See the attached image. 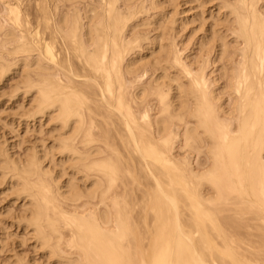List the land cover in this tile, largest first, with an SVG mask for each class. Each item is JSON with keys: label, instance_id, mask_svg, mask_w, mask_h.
<instances>
[{"label": "bare ground", "instance_id": "6f19581e", "mask_svg": "<svg viewBox=\"0 0 264 264\" xmlns=\"http://www.w3.org/2000/svg\"><path fill=\"white\" fill-rule=\"evenodd\" d=\"M20 2L0 0V77L19 68L21 87L12 96L22 90L29 106L27 101L28 109L18 114L25 124L45 117L54 123L49 122L53 136L51 145L44 141L23 157L3 155L0 171L23 200L24 227L31 229L46 260L264 264L263 0H220L216 9L226 12L218 21L207 30L200 21L199 51L205 54L193 61V67L200 63L196 68L171 38L170 44L162 43L176 16L165 11L164 0L137 5L97 0V6H82V13L57 14L56 21L47 9L42 18L45 30L51 27L48 41L41 38L38 21L39 29H31ZM147 2L149 10L161 9L150 23L158 30L153 43L143 47L146 41L134 31L146 23L136 27L135 21L148 13ZM54 7L49 14L57 13ZM56 41L65 66L57 59ZM226 57L237 58L230 75L220 65L219 74L229 83L221 88L215 75L210 79L205 72ZM147 74L144 85L140 81ZM152 97L156 114L148 102ZM177 143L196 157L203 154V163L193 167L190 156L176 157ZM126 181L142 188L138 220L136 197L131 201ZM242 221L249 223L245 228L253 240L242 238ZM238 230L245 231L240 236ZM26 259L12 263L32 264Z\"/></svg>", "mask_w": 264, "mask_h": 264}, {"label": "rangeland", "instance_id": "374dc122", "mask_svg": "<svg viewBox=\"0 0 264 264\" xmlns=\"http://www.w3.org/2000/svg\"><path fill=\"white\" fill-rule=\"evenodd\" d=\"M19 1L22 2V3L21 2L20 3L22 4L21 7H22L23 15L25 13L24 19L25 20L28 19V21L30 22V25L32 27L34 26L33 28L30 26L31 29H34V31H35V29L38 28L37 27V25H38L37 21L41 24L40 27H39L40 29L38 28L39 29L38 31L40 33L41 38L44 41L51 40L52 32L50 31L51 27L49 28L50 25L47 27V30H45L46 28H44V27H46V24H45L44 18H42V15L45 16L46 13H44V12L48 13L49 9H50L49 13H51V11L55 12L54 8H56V7H54V5L57 6V8H58L57 10L55 9L57 13H53V12H52L53 14H49L48 13V16H51V15L55 16L56 15V17L52 16L53 21H56V19H58V15L59 16L60 15L61 16H63V15L69 16L74 11H77V12L80 11V13H82L87 6H90V5L94 6L95 4H97V2H96L97 0L96 1L90 0L92 2L94 1L93 4H90L92 2L87 4V2H89V1H86V0H85L86 2L84 0L83 1L76 0V2L74 0L73 1L72 0H68V2L66 0L65 1L64 0L63 1L62 0H60V1L58 0L59 2L57 0H52V1L51 0H46L47 2L45 0H44L45 2L44 1L42 2V0H19ZM55 1L58 2V3H56L58 5L55 4ZM134 1L136 3L137 1L139 2L140 0H137V1L133 0V3H134ZM164 1L166 3V4L165 3L163 4V5L166 6L164 8L165 11L169 10L168 11L169 14H170V10H171V13H173L172 11H174L175 14H173V15L174 16L176 15V16H175V19H174L175 22L173 23L174 25L173 24L171 25L173 27L168 29L169 31L172 30V29L173 30L170 31V33L168 32V30H166L167 27L164 30L165 34L163 36V39L166 38L167 41H166V39L165 40L162 39V41H163L162 43L165 44V45L168 44V43L170 44V42L173 40V42H175L177 47L180 48L181 51L183 52V56L185 57V60L188 61L189 63H192L191 66L193 67V63H195L193 61L195 60V61L200 62L201 61V60H199L200 59L199 58L200 55H201V59H202L203 55L205 54L204 53L205 51L202 52V54L199 51V41L201 39V36L204 34V33L202 34V32H203L202 30H204L205 28H206L205 30H207L210 27V25H212L214 23L213 20H215V22L218 21L217 20L218 17L220 15H222V13L225 11V9H221V12H220V10L218 11L216 9L219 6L218 4L220 3V0H219V3L216 0H164ZM50 2H52V3H50ZM138 2L136 3V5L138 4ZM44 3H46V4H44ZM70 4H72V6H74V7H72ZM85 4H87V5H85ZM48 5L50 7H47ZM147 5H149L148 2L146 3V7H147ZM215 5H217V6L214 7ZM261 5H262V8H264V0H263ZM1 6L2 5L0 4V8L2 9ZM95 6H97V5H95ZM51 7H53L52 8L53 10H51ZM81 7L84 8V9H81ZM148 7H147L148 13H145L146 15H143V14L139 15V17L137 18V21H135L136 27H139L140 26L139 24L143 25L145 22H146L145 24L148 25L147 26V25L144 24V26H140L141 29L140 28L138 29V28L135 27L138 30L135 29V31H134L135 33L138 32V34L142 35L141 38L143 37L142 39H144L146 41V42H144V40H143V42H144L142 44L143 47H145L147 45V42H148V44L149 43L150 44L153 43L152 41L154 40V37H155L154 33L156 34V32L158 30L154 31L153 27H152V25L150 23H152V21H154L153 19L157 18L158 13H160L159 11L161 9L160 8L158 10L159 7H157L156 9L158 11L156 9H154V11H153L152 9L149 10ZM169 7H171V8H169ZM43 8H45V10ZM76 8H78L79 10H77ZM1 9H0V12L3 11V9L2 10ZM47 9H48V11H46ZM59 10L61 11L60 13H59ZM149 11H151V12H149ZM217 11H218V13H216ZM152 12H154L153 15L156 14V13L157 14L153 16ZM61 13H64V14H61ZM149 13H151V14H149ZM201 14H202V19H200L201 18ZM216 14H218L217 18H216ZM170 15H172V14H170ZM140 16H141V18H140ZM155 16H156V18H155ZM174 16H173V18H174ZM40 18H41V20H40ZM144 19H146L148 21H146ZM1 21H2V19H1ZM200 21L203 23V25H204L203 28L204 29L202 28L203 25L201 24ZM137 25H139V26H137ZM41 27H43L44 30ZM43 32H45V33H43ZM148 33H149V36H148ZM168 33L173 38L169 37ZM42 34H44V35H42ZM147 37H149V38H147ZM230 37H231V39H229ZM170 38L172 40H170ZM232 38L233 37L231 35L228 36V40H230V44L231 45H233V42H231L233 40ZM169 40H170V42H169ZM56 42L58 44L55 43V48H56L55 49V53H57L56 56L59 57L57 59H59V63L61 61V63L63 62V64H64L65 57H64V54L62 53L63 50L60 47L62 45H60V41L59 42L56 41ZM209 49L211 50V48H209ZM209 49L207 48L205 50L209 51ZM213 51H211V53H213ZM141 52H143V53L145 52L146 53V51H141ZM226 58L230 61L229 57H226ZM226 58H223L222 62L221 61L218 62V60H216L217 63H215V68L210 67L205 72L206 76L208 78H210V79L213 78V76L215 75V77L217 79V82L219 84V87H221V88H223L228 83V79L226 80V78H225V77H228V76H225V77H221L220 76V74H219V71H221L220 65L222 66V63L225 64L222 67L224 68V66H226L224 71L226 70L225 75H227V74H229V73H231L233 71L234 67H231V66H233L232 62H234L237 57L236 58L233 57L235 59L232 58L230 62ZM68 61H69V63H71L70 64L71 66L74 65V67L72 66L73 69L76 68L75 66H77V67L80 66V64L74 58H73V63H72V57H69ZM227 61H228V63H227ZM61 63H60V65H63ZM229 63H231V65ZM198 64H200V63L196 62V66L194 64V67L196 68L198 66ZM64 66H65V64H64ZM229 67H231L230 68V69H232L231 71H230ZM212 68L214 69L213 70L214 72L211 75L210 71H212ZM223 68H222V70H223ZM226 68H228V70L230 72L227 71ZM18 69H17L16 72H13V73L9 72L8 73L9 75L6 74L3 79L0 77V79H1L0 80V148H2L1 152H0V158H3V157H5V156H7L9 154L10 155L13 154V156L15 155V156H22L23 157L24 154H26L25 151H27V152L31 151L34 148L33 146H35V145H36L35 147L37 148L40 145H42V142H44V141H46V142L43 143L44 145L52 143V136H53L52 133L53 132L51 130V127H53L54 123H52L51 121L46 122L47 121L46 118L43 117L42 118L43 120L41 119L42 123H41V121L35 120L34 122H29L30 124L27 123L28 124L27 125L24 122V118L22 119L19 116V114L22 113L21 112L22 110L24 111V109H26V110L28 109L27 101H28V106H29V96H24L21 93L22 90L21 91L18 90V93H16V95H18V96H16V97H15V95L12 96L14 94L13 91L17 87H21L20 86L21 84H19V82H17L19 80V77H20V74H18L19 73ZM78 69L80 71V67H78ZM78 69H76V71ZM171 71L174 72V73H172ZM167 72L170 75H172V74L175 75V71H174L173 68L167 69ZM15 74H17V75H15ZM149 75H151V74L149 73ZM149 75L143 77V79L140 82L145 85L150 79ZM7 77H9V78H7ZM226 81H227V83H226ZM228 85H229V83L226 86H228ZM226 88L224 90L225 92H226ZM10 89H11V91H10ZM19 91H20V93H19ZM9 92L11 94H9ZM216 92H218V90H216ZM19 95H20V98H19ZM23 97H25V98H23ZM222 97H223L222 98L223 99V104L225 106V107L224 106L223 107L225 109H227L229 107V101L230 100H229L228 96L226 95V93H224L222 95ZM26 98H28V100ZM152 98L151 99L149 98L148 102L151 103V101H152V104H151V105H153L152 106L153 107L152 110H153L154 114H156V111H155V108H154V107H156V102H154L155 99L154 98L152 99ZM21 99H24V100H21ZM18 112H20V113L18 114ZM153 112L151 111L152 115H153ZM19 118H20L21 121L22 120L23 121L21 122L19 120ZM49 122H50L51 127L49 125ZM47 129H49V131L51 130L50 131L51 133ZM47 137L48 138L50 137V139H49L50 142L47 140ZM44 139H46V140H44ZM40 141H41V144L39 143ZM177 144L175 145L176 149H174V152H175L174 155L178 154L176 157L187 156L188 159L191 158L190 162L192 163L193 167H196L197 163H199V164L203 163V161H204L203 154H200L199 157H196L195 153H193V152L187 153V152L181 150L179 148V144H178V146H177ZM1 153H2V155H1ZM3 155H5V156H3ZM56 156H55V158L58 157V156L57 157ZM189 156H190V158H189ZM126 183H127V185H126ZM126 183H125V185L127 186V188H126V186H124V187L127 189L126 191H128V194H130L129 192L132 191L131 194L129 195L131 201H133V199L135 197L137 199V201H136V199L134 200V203H136L135 204V208H134V213L136 214V216H137L136 219L138 220L139 214H140V210L138 211L137 208L139 207L138 206V202L141 199L142 188H137L134 185L130 186L131 184H129L128 181H126ZM6 185H7V187H6ZM129 190H131V191H129ZM11 191H13V192H11ZM131 197H133V199ZM22 201L23 200L21 198H18L15 195L14 190L11 189V186L8 183L6 184V180L1 175V171H0V264H8V262H9V264H13L15 262V260L20 259L21 257H24V259L27 258L26 259L27 262H30V263L32 262V264L33 263H37V264H48L49 263L50 264V262L52 264H54V262H52L53 260H51V258H49L50 260H46V258H48V257L46 256V258H45V255L43 254L44 252L42 251L41 246L37 245L38 242L36 241L35 236L34 237L31 236V235H33L31 229L29 227H27V228L24 227L25 224H24L23 219H21V218L24 217L23 215H24L25 206L23 205ZM135 214H133V217H135ZM240 223H241V226L238 225V229L242 228L240 230H243V229L246 230L245 226L247 224H249V223H247V221H244V222L242 221ZM29 229H30V231H28ZM240 230H238V233L241 236L242 232L244 233L245 230L242 231V232ZM245 233H246V235L242 234L243 235L242 238L245 236L246 238L245 237L244 238H245V240L247 239V241L249 239L250 240L254 239V238L251 239L252 237H250V236L248 237L247 230L245 231ZM255 242H258V240H256ZM34 243H36V245ZM41 251H42V253H41ZM16 257H19V258H16ZM13 258L15 260H13ZM262 258H263V256H262ZM12 261H14V262L12 263ZM47 261H49V262H47Z\"/></svg>", "mask_w": 264, "mask_h": 264}]
</instances>
